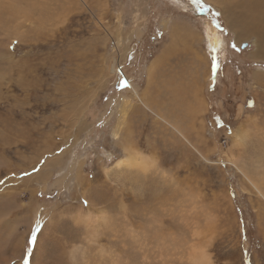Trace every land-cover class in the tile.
Returning a JSON list of instances; mask_svg holds the SVG:
<instances>
[{
	"label": "rangeland",
	"instance_id": "1",
	"mask_svg": "<svg viewBox=\"0 0 264 264\" xmlns=\"http://www.w3.org/2000/svg\"><path fill=\"white\" fill-rule=\"evenodd\" d=\"M201 1L0 0V264H264V0ZM17 5L35 15L21 38ZM157 61L170 64L149 98ZM190 70L205 116L166 93ZM128 143L148 170L116 166Z\"/></svg>",
	"mask_w": 264,
	"mask_h": 264
},
{
	"label": "bare ground",
	"instance_id": "2",
	"mask_svg": "<svg viewBox=\"0 0 264 264\" xmlns=\"http://www.w3.org/2000/svg\"><path fill=\"white\" fill-rule=\"evenodd\" d=\"M212 1V0H211ZM252 1V0H251ZM258 2V1H257ZM258 4V3H257ZM260 4V3H259ZM263 5V4H262ZM260 6V5H259ZM258 6V7H259ZM264 6V5H263ZM46 7V6H45ZM262 7V6H261ZM49 9V8H48ZM254 9H256V8H254ZM254 9H253V11H254ZM9 12V11H8ZM35 12V11H34ZM65 13H67V12H65ZM64 12H62V13H60V15L59 16H57V17H64L65 15H67V14H65ZM254 14V13H253ZM259 14V13H258ZM9 15V14H8ZM246 15V14H245ZM248 15V14H247ZM251 15V14H250ZM11 16H12V14H11ZM34 14H33V12H32V10L29 8V7H27V6H24V5H17V6H15L14 7V9H13V16L12 17H18L17 18V20H15L16 21V25H15V30H16V33H15V36L16 37H20L21 38V36L22 35H24V31H21L20 29L22 28V26H24L25 24H27V23H32V22H34L33 20L35 19L34 18ZM50 17V16H49ZM261 17H263V16H261ZM16 19V18H15ZM37 19V18H36ZM17 23H18V26H20V27H18L17 26ZM176 28H175V30H173V32L175 31L176 32ZM178 31V30H177ZM140 32H141V30H140ZM180 32V31H179ZM216 32V31H215ZM175 34V33H174ZM181 33H179V35H180ZM209 34V33H208ZM137 35H139V32H138V34ZM178 35V34H177ZM215 35V34H214ZM207 36V35H206ZM209 36V35H208ZM207 36V37H208ZM241 36V35H240ZM109 37V36H108ZM242 37V36H241ZM175 38H177V37H175ZM174 38V40H176ZM237 38H239V35H238V37ZM243 38V37H242ZM210 39V38H209ZM173 40V41H174ZM5 41V40H4ZM8 42V44H9V42L10 41H7ZM210 42V47H211V52H213V55H216V49L220 46V47H222L223 46V43H224V40H223V38L221 37V35L219 34V33H217L216 32V35H215V37L214 38H212L211 39V41H209ZM174 43V42H173ZM117 44H118V48H119V46H122V44H121V40H118L117 41ZM8 46V45H7ZM0 47H1V44H0ZM122 48V47H121ZM125 48V47H124ZM174 48V47H173ZM3 49H1L0 48V51H2ZM212 54V53H211ZM162 57V56H161ZM165 57V56H164ZM215 57V56H214ZM257 57V56H256ZM164 59V58H163ZM153 65V64H152ZM151 65V66H152ZM155 66V65H154ZM159 67V66H158ZM147 72H148V74H147V77H148V83L150 84V82H151V80L153 79V78H151V72H152V70L151 69H149V68H147ZM256 76L259 78V79H261V80H263L264 79V75L263 74H256ZM148 85V84H147ZM195 85V84H194ZM131 87L133 88V89H135V87L134 86H132L131 85ZM145 92H146V90H143L142 92H141V94L139 95L140 97L141 96H143V94L145 95ZM120 107H121V105H120ZM128 107V97H124V99H123V102H122V107H121V112L122 113H124V110L126 109ZM123 110V111H122ZM125 114V113H124ZM127 114V113H126ZM122 116V115H121ZM119 123H120V121H119ZM119 123H118V125H119ZM125 123V122H124ZM123 126V125H122ZM244 129H242V128H239V130L237 131V133H234L235 135H236V141H244L245 140V138L247 137V136H244V132L245 131H243ZM132 133V132H131ZM114 137V136H113ZM77 139V138H76ZM133 142V141H132ZM73 148V147H72ZM128 150H127V152L123 155V157L122 158H120L115 164H116V166L117 167H136V166H138V168H140L142 171H146V170H148V168L150 167V165H151V163H150V160H149V157L147 156V155H145L144 153H141V152H138L137 150H136V148H134V147H131L130 145H129V143H128V147H126ZM46 151V150H45ZM72 153V151L70 150L69 151V153ZM49 154V153H48ZM68 154V153H67ZM64 155V153L63 154H59V155H57L56 157H53V159H50L51 160V162H49L48 164H49V166H47V167H49V169H48V172L46 171V173H41V172H38V173H35V174H33V176L34 175H36L37 176V179H36V181H39V182H41L43 179H48V177L50 176V173H52V169H56V167H58L59 166V162H60V158L61 157H64L63 156ZM68 156V155H67ZM68 159V158H67ZM34 160V159H33ZM63 165V164H62ZM43 166V165H42ZM69 166H70V168L71 169H73L72 168V165H70L69 164ZM78 166H81V165H79L78 164ZM61 168H63V167H61ZM57 169H59V168H57ZM67 169V168H66ZM81 169V168H80ZM70 170V169H69ZM57 171H59V172H61L62 174H63V170H61V169H59V170H57ZM81 174V173H80ZM52 176V175H51ZM32 177V176H31ZM66 177V176H65ZM26 179V178H25ZM19 180V179H18ZM24 180V179H23ZM28 180V179H27ZM64 181V177H63V175H61V176H59V178L57 179V182H56V184H58V185H60L62 182ZM25 182H26V180H25ZM45 182V181H44ZM22 183V182H21ZM28 183V182H27ZM55 183V182H54ZM24 184V183H23ZM63 184V183H62ZM16 185V184H15ZM29 185V184H28ZM44 185V184H43ZM16 187V186H15ZM44 187V186H43ZM89 193V192H88ZM88 200V203H89V206H91V204H92V199H87ZM38 206V205H37ZM34 208V207H33ZM92 208V207H91ZM47 210V209H46ZM49 211V210H48ZM48 211L47 212H42V219H43V224H44V227H47V229L52 225L51 224V217L49 218V215H47V214H49L48 213ZM36 212V211H35ZM50 212V211H49ZM55 212V211H54ZM53 212V210H52V213H54ZM82 213V212H81ZM96 213V212H95ZM37 214H38V211H37ZM36 213L34 214V215H37ZM82 214H85V213H82ZM7 215V214H6ZM6 215L4 214V215H0V225H3V224H5V223H7V221H11L10 220V218H6ZM78 215H81V214H79L78 213ZM98 215V214H97ZM27 216V215H26ZM53 216V215H52ZM29 217V216H28ZM79 217V216H78ZM81 217V216H80ZM82 217H84V219H85V222L89 225L90 224V227L92 228V225H94V226H96L99 222H100V220H99V222L97 223V224H95L96 223V220H95V216H94V214L92 213V212H89V214H87V215H82ZM98 218V217H97ZM99 218H103V217H99ZM77 219V218H76ZM103 220V219H102ZM105 220V219H104ZM100 223H102V222H100ZM99 223V224H100ZM98 226V225H97ZM8 227V226H7ZM87 227H89V226H87ZM6 228V227H5ZM3 229V228H2ZM53 229V228H52ZM90 229V228H89ZM44 230V229H43ZM49 230V229H48ZM15 231H16V229H15ZM1 232V231H0ZM6 232V231H5ZM1 233H3V232H1ZM13 233H15V232H13ZM6 234V233H5ZM4 234V235H5ZM8 234H9V232H8ZM12 234V233H11ZM12 235H14V234H12ZM22 235V234H21ZM91 235V234H90ZM76 236H78V235H76V234H74L73 235V237H76ZM2 239V238H1ZM4 239H5V237H4ZM11 240V239H10ZM74 240V239H73ZM6 241H8V240H6ZM5 241V243H7ZM62 241V240H61ZM9 242V241H8ZM67 242V241H66ZM5 243H3V244H5ZM64 248V247H63ZM63 251V250H62ZM17 258H21L22 256H23V253L21 252V250L20 251H17V254L15 255ZM195 259L197 260V261H201V262H204L205 264H208L209 263V260H208V256H207V254L206 253H203V252H200L199 254H198V256L197 257H195ZM35 261V260H34ZM37 261V260H36Z\"/></svg>",
	"mask_w": 264,
	"mask_h": 264
},
{
	"label": "crops",
	"instance_id": "3",
	"mask_svg": "<svg viewBox=\"0 0 264 264\" xmlns=\"http://www.w3.org/2000/svg\"><path fill=\"white\" fill-rule=\"evenodd\" d=\"M166 52H168V51H166ZM202 55H203V52H202ZM202 55H200V52H198L196 58L204 61L202 59ZM167 58H171L170 54H168V53H167ZM168 64H170V63H168ZM168 64H165V63L159 64L158 61L155 62V66H153L151 68V70H152L151 78H153V79L150 82V84L146 85V88L148 90L146 97L151 96L152 93L154 92V90L158 88V86L160 85L162 80L167 77L168 72L164 71L163 69ZM171 66H172V64H171ZM171 66L169 67V72H174V67H172V69H171ZM204 66L207 67V64L206 65L204 64ZM170 69H171V71H170ZM205 71H206V68H205ZM208 71L210 72L211 70L208 69ZM147 74H148V72L146 73V75ZM188 74L191 78L188 76ZM188 74L187 75L185 73L179 74L178 77L173 76L174 79L168 85L166 93H168L171 96L170 100L176 101V94H177V90L179 88L180 95H179L178 99L181 102L184 100L187 101L185 107L189 111L188 115L185 118H191V117L195 116L196 113L198 112V110L203 113V116H205L206 112L208 111V107H207L206 102H204L203 99H201L199 105L196 106L197 95L201 94L204 91V84H205L204 75L200 76L199 74H197L193 70H190V72ZM147 80H148V77H147ZM154 80H155V83H154ZM176 80H177V83H176ZM189 94H190V98H191L190 102H188V100H187V97ZM150 102H152V100H150ZM175 108H176V106H175ZM172 118H174V117H172ZM202 124H204L203 119H202Z\"/></svg>",
	"mask_w": 264,
	"mask_h": 264
},
{
	"label": "trees",
	"instance_id": "4",
	"mask_svg": "<svg viewBox=\"0 0 264 264\" xmlns=\"http://www.w3.org/2000/svg\"><path fill=\"white\" fill-rule=\"evenodd\" d=\"M199 2L201 3V4H205L204 2H202L201 0H199ZM206 8H207V5L205 6ZM212 11V13H211V15H213V14H215V16H217L218 17V11L215 9H212L211 10ZM219 19H220V17H218ZM222 21V20H221ZM216 126H218V125H216ZM248 236L250 237V239H251V243L252 244H254L255 243V241H254V239H253V237H252V234H253V232H252V227H249L248 228ZM255 245V244H254Z\"/></svg>",
	"mask_w": 264,
	"mask_h": 264
},
{
	"label": "flooded vegetation",
	"instance_id": "5",
	"mask_svg": "<svg viewBox=\"0 0 264 264\" xmlns=\"http://www.w3.org/2000/svg\"><path fill=\"white\" fill-rule=\"evenodd\" d=\"M211 21H212L216 26H218V25H219V22H220V20H219V18H218L217 16H215Z\"/></svg>",
	"mask_w": 264,
	"mask_h": 264
},
{
	"label": "water",
	"instance_id": "6",
	"mask_svg": "<svg viewBox=\"0 0 264 264\" xmlns=\"http://www.w3.org/2000/svg\"><path fill=\"white\" fill-rule=\"evenodd\" d=\"M246 46H247V44L245 43V44H243V46H242V47H243V48H245Z\"/></svg>",
	"mask_w": 264,
	"mask_h": 264
},
{
	"label": "snow or ice",
	"instance_id": "7",
	"mask_svg": "<svg viewBox=\"0 0 264 264\" xmlns=\"http://www.w3.org/2000/svg\"><path fill=\"white\" fill-rule=\"evenodd\" d=\"M195 2L199 3V0H195ZM33 236H34V234H33Z\"/></svg>",
	"mask_w": 264,
	"mask_h": 264
},
{
	"label": "built area",
	"instance_id": "8",
	"mask_svg": "<svg viewBox=\"0 0 264 264\" xmlns=\"http://www.w3.org/2000/svg\"><path fill=\"white\" fill-rule=\"evenodd\" d=\"M226 142V141H225Z\"/></svg>",
	"mask_w": 264,
	"mask_h": 264
}]
</instances>
